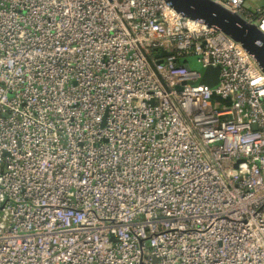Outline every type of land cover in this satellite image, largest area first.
Listing matches in <instances>:
<instances>
[{"label":"built area","instance_id":"1","mask_svg":"<svg viewBox=\"0 0 264 264\" xmlns=\"http://www.w3.org/2000/svg\"><path fill=\"white\" fill-rule=\"evenodd\" d=\"M0 264H264L246 50L165 0H0Z\"/></svg>","mask_w":264,"mask_h":264},{"label":"water","instance_id":"2","mask_svg":"<svg viewBox=\"0 0 264 264\" xmlns=\"http://www.w3.org/2000/svg\"><path fill=\"white\" fill-rule=\"evenodd\" d=\"M175 11L186 18L194 19L214 27L234 41L238 42L254 60L256 65L264 74V34L257 28L256 24L244 18L241 14L233 12L215 0H165ZM169 53L162 51L158 56H166ZM151 66L153 64L148 59ZM162 59L157 60L161 63ZM187 69H190L186 65ZM201 73L200 81L215 87L219 81L218 68H202L197 63L193 66ZM213 99L230 103V99H222L220 96L212 95Z\"/></svg>","mask_w":264,"mask_h":264},{"label":"rangeland","instance_id":"3","mask_svg":"<svg viewBox=\"0 0 264 264\" xmlns=\"http://www.w3.org/2000/svg\"><path fill=\"white\" fill-rule=\"evenodd\" d=\"M185 61L189 62V64L191 65V67L196 66L197 67V63L195 61V57L194 56H187L185 58Z\"/></svg>","mask_w":264,"mask_h":264}]
</instances>
